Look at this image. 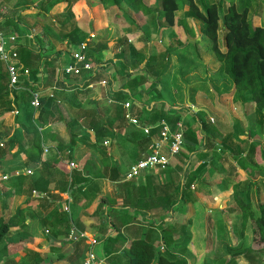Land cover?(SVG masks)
<instances>
[{
	"label": "crops",
	"instance_id": "1",
	"mask_svg": "<svg viewBox=\"0 0 264 264\" xmlns=\"http://www.w3.org/2000/svg\"><path fill=\"white\" fill-rule=\"evenodd\" d=\"M234 1L235 0H230V4L233 3L238 10L245 6L248 7V18L252 21L251 23H253L254 19L260 22L262 17H254L253 19L249 16L251 10L248 3H252L254 0H239L240 4L243 5L242 7H238ZM261 1L263 2L264 0ZM145 2L150 12H152L142 16L141 25L138 28L137 25H139L140 20L135 17L137 8H130V10H128L129 13H132L130 17V15L126 13L118 15L117 8L107 7L97 2L93 6L87 5L90 11L87 10L82 12L79 5L80 1H78L72 5L68 14H65V26L61 28V25H59V27L56 28L57 32L60 31V29L62 30V33L60 32V34H58V39L52 35L53 31H51L50 28L47 30L49 33L44 29H38V27L39 34L30 32L29 27H31L32 24H30L28 20L20 18L18 15L10 17L6 14L5 16L4 8L0 7V14L3 17L0 18V29L5 35H15V33H12L13 30L18 32L21 27L24 28V32L27 34L24 35V33H22L23 35H20L21 32H19V35H15L18 37V46L31 49L33 52L39 54L41 58L39 66L36 67L34 71L33 69L29 70V77L21 79L19 85L20 88H22L21 90H10L8 89V84L6 85V90L9 93L8 100L13 102L14 99H17V107H15L13 111H17L19 108L22 113L20 118H18L19 124H27L28 121L24 119L26 114L31 110L33 112L37 111L34 110L31 105H26L23 96L20 95L24 92V94L28 93L26 91L27 89L38 90L41 99L56 95L59 101H62L68 108L71 106L70 111L73 109L91 111L97 106L105 116L111 117L114 123V138H104L101 143L95 144L82 139L87 132L86 126L89 124L90 116L82 114V112H77L68 117L69 130L67 133L69 134L73 131V135L76 138V143L71 148V162H67L63 159L56 147L51 144L52 140L55 138L63 139L64 128L58 127V129L55 130L50 123L47 124L45 129L49 128L50 131L47 135H43L41 147L46 145L48 152L46 154L42 153L43 160L57 153L56 156L61 163H63L64 169L69 173L74 171L83 172L87 164L95 166L96 169L93 172L94 177L92 179L97 182V185L92 188V190L87 191L85 197L79 195L73 196L71 191L64 193L50 191V195L57 196L59 201H56L55 207L53 206L47 211H45L46 206L44 209L40 207L39 204L32 202L31 213L33 218L31 220H26L28 226L26 230H29L30 235L24 240H30L31 245L29 250L33 254L39 256L42 260L40 264H82L88 249H91L104 264H125V261L129 258V254L126 252L123 253L124 251H117L116 248L120 246L128 248L130 243H136L143 239L149 242L153 241L155 242L154 244L157 245L160 242L161 234L159 225L163 220H169L170 226H176L174 232H183L178 227L188 224L189 231L187 232L190 237V243H188L192 248L194 245L192 232L194 224L197 222L198 215L201 225H204L206 228L210 227L212 234L209 238L205 235V242H203L205 247L202 246L197 250H188L184 247L180 250L183 252L187 264H264V246L256 249L253 254H244V251L252 247L254 236L252 223L261 216L258 203H264V165L258 168L259 162H255L259 154L257 151L256 157L251 159L253 162L248 165L254 172L250 171V173L245 176L242 175V170H240V168L234 167V163H232L233 154L230 155L229 151L222 152L219 149L209 147L208 149L200 148L195 153H192L189 156L186 174L194 171L199 165H202L204 161L211 160L214 165L211 169L213 170V174L208 180L203 181L202 177L200 181L193 185L192 190L194 192L195 201L192 199L189 200L191 211L186 217L184 216L185 208H182V206L186 204V201L178 203L175 210L169 213L162 211V209L159 211H156V209L152 211L142 210L140 205L144 208L147 194L146 192H142L144 193L142 195L137 189L143 185V176L160 170L154 169L145 172L140 177L134 178V180L127 181L123 179L128 168L138 161V147L136 142L144 135L142 130L131 126L122 118L121 113L123 112V115L125 114V109L123 108V103L125 102L130 103V114L138 119V111L145 108L176 114L178 111L177 109L183 104V100L187 98V101L194 105L191 104L193 106L192 108H194V112L201 110L208 114H212V116H214L213 122H218L219 126L222 128H232L236 126L237 123L236 119L227 118L225 116V106L215 105L218 101L215 99L214 92L216 88L222 89V82L215 80V56L211 57L213 54H211V51L207 48L208 40L202 36V25L200 22L190 18L187 7L183 6L182 8L180 7L179 11L175 14L176 18L182 22L177 27L178 29L174 31L165 28L161 25L162 21L158 18V13L154 5L155 0H145ZM215 2L220 3L225 10L230 6L229 4L225 7V1L223 0ZM257 5L258 4L255 6ZM59 8L60 7H54L49 13L40 12V14H35V16H45L48 14L49 17H52L51 15H56L54 18H57V15L66 12V4L60 11ZM122 9L125 11L128 8L124 6ZM260 12L259 14L262 16ZM84 13L90 19V21L87 22L88 26L79 21V18L85 15ZM7 17L10 18V21L15 20L10 23V26L4 24L3 19ZM93 17L95 20L92 19ZM18 19H22L23 22L21 25L16 24V22L18 23ZM257 22L253 24L262 27ZM73 28H77V35L80 34L83 38L80 43L88 41L89 51L93 52L94 55L99 58V62H95L93 56L90 53L88 54L92 63L98 66L97 72L92 74L85 73L82 78L79 79L72 77L63 78L57 74V70L60 67L70 62L71 52L75 51L80 44L79 43L75 47L69 43L70 39L68 35ZM183 28L186 29L184 30ZM124 38H127V48L131 46L135 50H138L139 54L144 55V63H140L141 67L144 66L148 57H154L155 62L152 69L143 74L149 83L130 90L123 86L125 73L121 70L120 65L122 63L127 65L126 63L129 61H126L125 58L130 60L132 56L127 48H125L126 52L121 58H117L112 51L117 40ZM159 38H161V40H159ZM185 38L186 41L189 40L187 44L193 45V50L191 48L190 51L182 53L181 46L183 44L179 47L171 46L172 41L179 40L183 43ZM204 43H206L205 53L201 54V44ZM158 44H160V46H158ZM119 52L120 49L117 50V54H119ZM45 59H48L51 65L47 64ZM136 59L139 60L138 57ZM51 76H55L52 82L50 81ZM57 80H62L65 86L63 89L59 88L58 85H56L57 88L54 87L53 83H56ZM103 80L106 81L105 87L99 85L91 89L87 87L90 84ZM185 86L189 89H202L203 94L209 95V98L203 96L204 100H200L197 97L198 91L193 93L194 97L191 99L193 102H191L188 96L186 98L178 97L179 88L184 89ZM0 90L2 89L0 88ZM117 92L126 93L128 97H126L123 102L114 101V96L119 94ZM182 93L180 92V95H182ZM170 94L172 98L169 97ZM27 95L30 97L29 93ZM16 96L19 97L16 98ZM223 96L225 97V95ZM216 98L219 100V97ZM209 99H211V101ZM30 100L31 97L29 101ZM214 105L216 110H218L216 113L211 112V108H214ZM117 107L121 108L119 112H117ZM12 112L10 114H12ZM8 116L9 115H6V117ZM13 118V114L12 119L8 120L6 118L5 125L11 126L12 129L15 127L18 128L19 124H15ZM180 122L184 125L186 124L182 120H180ZM142 123L140 122L141 126H146ZM249 125L255 129L257 128L256 122L254 121H250ZM190 128L199 135V142L201 143L204 133L199 131L200 126L198 123L196 127L193 125V127ZM12 129L9 130L8 135L12 134L14 131ZM219 131L224 135L232 134L233 142H238L240 144L241 154L238 156V161H242L243 158H246V146L248 142L258 144L260 143L259 141H263L262 136H264V134H257L256 130L253 136L259 141H253L251 140L252 133L247 131L244 133L245 136L237 134L236 137L234 133H228L223 130ZM88 132L90 137H92L93 133L91 131ZM104 141H107V145L103 144ZM260 144H263V142ZM216 148H218V145ZM20 157V163H22L24 157ZM175 160L176 158L170 166L175 164ZM70 163H74L75 168L70 169L68 167ZM90 165L87 167L88 170ZM115 165L118 168V179H112L114 174L111 173V169ZM21 168L33 169L34 175L29 177L37 178L35 172L36 167L19 165L13 167L10 171L13 172ZM58 169L63 168H55V170L59 171ZM231 174H233V177H229ZM234 175L236 177H234ZM158 183H163L161 176H159L158 182L151 181L149 185L148 183L147 185L149 188H156ZM234 185L241 191L240 197L235 200L231 199ZM14 187L16 190H21L23 188L19 185H15ZM78 187L79 186H74L73 189ZM8 189L10 188H3L4 192ZM83 190L85 189H82V192H84ZM31 197L34 199L38 198L33 195ZM44 198L49 199V196L45 195ZM100 198H104L106 202H103L98 209V204L101 202ZM49 202H51V199H49ZM240 202H248L249 206L244 205L243 208H241L237 205ZM62 203L69 206V213L63 212L61 207ZM133 206H139L140 209H135ZM108 217L112 219L118 231L113 229L110 225H105V221L109 219ZM45 218H48L47 227H43L40 222V220L42 221ZM224 218L226 220V230H224L222 226V219ZM189 220L190 223H188ZM248 221L251 232H246L244 234L242 231L248 225ZM239 222L240 226L234 228L235 232L239 236L244 234V237H247V245L241 250H237L240 243L238 240L236 242L234 239L236 235L235 232H231L232 226ZM200 227L201 226H199V228ZM164 228H166V225ZM199 228L197 232H201ZM72 230L84 233L86 235L85 238L78 242L70 241L69 236ZM116 232H120V240L114 238ZM220 232H227L226 234L229 240L226 241L227 238ZM181 235V233H176L174 238L177 239ZM108 236L114 239L105 241ZM93 241L94 243H92ZM122 241H124L123 244ZM76 249L81 251L82 257L78 258V256H72V253H74ZM158 249L159 251H163L164 246L161 245L157 250ZM174 252H178V250Z\"/></svg>",
	"mask_w": 264,
	"mask_h": 264
},
{
	"label": "trees",
	"instance_id": "2",
	"mask_svg": "<svg viewBox=\"0 0 264 264\" xmlns=\"http://www.w3.org/2000/svg\"><path fill=\"white\" fill-rule=\"evenodd\" d=\"M61 1L66 4L65 11L69 12L72 5L77 0H42L39 4L40 8L38 9L40 12L44 13L46 8L54 7ZM99 1L104 6L117 8L118 15L126 13L131 17L132 13H129L128 10H130V8H137L135 17L140 20L139 25H137L138 28L141 25L142 16L150 12L145 0ZM154 5L156 7V12L158 13V18L162 21L161 25L174 31H176V29H178L177 27L182 23L176 18V12L179 11V8L181 7L180 5L187 7L190 18L201 22L202 36L208 40L209 50L221 63L222 72H225V75L232 81L236 100L244 102V99H249L250 103L255 108L257 116L261 120H264V27L255 26L251 23L252 21L248 18V7L245 6L238 10L236 6L231 3L230 6L227 7L226 12L222 14V5L220 3H206L204 0H155ZM124 6L128 8L125 11L122 9ZM0 18H3L1 14ZM3 21L6 26H10V23L14 22V20L10 21L9 17L3 19ZM60 27L63 28V25ZM220 29H222V42H220L219 37ZM77 32L78 29L73 28L68 35L70 39L69 43L75 47L83 40L80 34L77 35ZM185 42L186 38L183 43L179 40H174L171 42V46L179 47ZM126 45L127 38L119 39L116 44H114L112 51L117 58L124 56V53L126 52L125 48H127ZM119 49L120 52L117 54V50ZM127 49L130 52L132 59H127L126 61H129L126 63L127 65L122 63L120 68L125 73L123 86L130 90L149 83L143 74L150 71L155 62L154 57H148L144 66L141 67L139 60L136 59V56L139 55V51L131 46H128ZM89 53L93 56L95 62H99V58L94 55L93 52L89 51ZM18 54L21 63L28 70L33 69L34 71V69L39 66L41 58L39 54L33 52L31 49L22 48L20 46ZM48 59H45V61L47 64L51 65V62ZM7 74L5 66L0 62V88L2 89L0 90V105L5 106L1 117L9 115V113L17 107V99H14L13 102L8 100L9 93L6 90V85L8 84ZM52 77L53 76L50 78L51 82L52 79H55V76ZM53 84L54 87L58 85L61 89L65 87L62 80H57V82H54ZM117 93L119 94L114 96V101L123 102L124 99L128 97V94L126 93ZM40 103V108L36 112L31 110L26 114L24 119L28 122L24 125L19 124L18 118H20L22 113L18 108V114L17 116H14V121L15 124H19V127L12 129L14 131L12 134L7 135V137L0 138V143L2 144V147H0V161L5 157L7 148L13 157H18V155L24 157L23 165L25 167H36L35 172L37 175V178L19 177L13 183V186L19 185L30 190V199L23 206H20L13 216L0 218V264L6 257H14L25 253L27 249L29 250L31 245L30 240H19L16 243H12L9 240L14 236L12 229L16 228L17 233L27 229L26 220H31L33 218L31 213L32 202L39 204V206L44 209L46 206L45 211H47L53 206L55 207L56 201H59L57 196L50 195V191H58L59 193L71 191L73 196L79 195L85 197L86 192L92 190V188L97 185V182L92 179L94 177L93 172L96 169L95 166L87 164L85 165L83 172L74 171L69 173L64 169L63 163H61L56 156L57 153L43 160L41 147L43 128L46 127L48 123H50L55 130L58 129V127L64 128L63 139L55 138L52 140L51 144L56 147L60 156L67 162H71V148L76 143V138L73 135L74 132L71 131L69 134L67 133L69 130L68 117L73 115V113L82 112V114L90 116L89 124L86 126L87 132L83 136V140L97 144L101 143L104 138H114V123L112 118L105 116L97 106L91 111L81 109H73L70 111L71 106L68 108V106L64 105L62 101H59L56 95L41 99ZM119 109L121 108L117 107V112H119ZM121 115L124 119L123 112ZM195 116L197 123L200 126L199 131L204 133L201 143L199 142V135L192 131L188 124L184 125L180 122L181 119L179 115L155 109L149 110L148 108L138 111L137 117L140 119L139 121L141 123L143 122V125L153 127L161 122H165L172 132H177L180 130L178 125L181 124V131L183 134V148L180 154L176 156L175 164L167 167L165 170L154 171V173H149L143 176V185L137 189L142 195L144 194L142 192H146L147 194L144 208L140 205L142 210L152 211L156 209V211H159L162 209V211L169 213L173 212L176 205L182 201L185 202L186 200L191 199L195 201L194 192L192 190L193 185L200 181L202 177L203 181L208 180L213 174V170L211 169L214 165L211 160L204 161L203 164L199 165L194 171L186 174L189 156L200 148L208 149L209 147H212L219 149L222 152L229 151L230 155L233 154V159L238 161V156L241 154L240 144L238 142H233L232 134L224 135L221 133L215 126L212 117L205 111H197L195 112ZM30 128L35 129V136L28 133ZM88 131L93 133L92 137H90ZM159 134L160 130L153 129L149 136L143 135V137L136 142L138 147V161L142 160L145 155H147V147L152 141L158 140ZM217 145L218 148H216ZM259 145L260 143L248 142L246 146V158H250L249 160L255 158L256 150ZM262 159L264 161V156ZM89 165L90 168L88 170L87 167ZM56 167H61L63 169H58L59 171H57L55 170ZM10 172L11 171L9 170L2 174ZM111 173L114 174L113 177L111 176L112 179H118L119 174L116 165L111 169ZM159 176H161L163 183H158L156 188H149V183L151 181L158 182ZM229 177H233V174ZM234 177L236 176L234 175ZM9 181H11V179L1 183L0 197H4V184ZM74 186L79 187L73 189ZM82 189H85L83 190L84 192H82ZM33 190L48 195L51 202H49L48 198L44 197H38L37 199L32 198L31 193ZM240 193L241 191L234 185L231 199L235 200L236 198H239ZM100 201L98 209L103 202H106L104 198H100ZM237 205L241 208H243L244 205L249 206L248 202H240ZM258 207L261 216L252 223L254 234L252 247L244 251V254H253L256 249L264 246V203H258ZM5 208H8L7 204L5 205ZM134 208L140 209L139 206ZM108 218L109 219L105 221V225H110L113 229L118 231L116 228L117 226H115L112 219L110 217ZM47 221L48 218H45L42 221L40 220L41 225L47 227ZM188 223H190V220ZM165 225L166 228H164ZM159 227L161 234L160 242L157 245H155V242L153 241L149 242L148 240L143 239L136 243H130L128 248H123L122 246L116 248L117 251H124L123 253L126 252L129 254V258L125 261V264H187L184 254L180 250L190 241L187 232L189 231L188 224L178 227L183 232H174L176 226H170L169 220L161 221ZM176 233H181L182 235L176 239L174 238ZM114 238L119 239L120 232H116ZM114 238L108 236L105 241ZM123 243L124 241H122V244ZM161 245L164 246V250H157ZM175 250H178V252H174ZM33 256L37 257L35 254H33ZM72 256H78V258L82 257L81 251L76 249L75 252L72 253ZM41 261L42 260L39 258V261L37 260L36 264H39Z\"/></svg>",
	"mask_w": 264,
	"mask_h": 264
},
{
	"label": "rangeland",
	"instance_id": "3",
	"mask_svg": "<svg viewBox=\"0 0 264 264\" xmlns=\"http://www.w3.org/2000/svg\"><path fill=\"white\" fill-rule=\"evenodd\" d=\"M42 0H1L0 2V7L4 8V14L6 16V14L8 16H17L20 18H23L25 20H28V22L30 24H32L31 27H29L30 32H36L39 34L38 29H44L45 31L48 30V28L51 29V31H53L52 35L58 39L60 32L62 33V30L60 29V31L57 32L56 28L59 27V25H63L65 26V14L68 12H63L60 15H57V18H54L55 16L51 15L52 17H49L48 14H46L45 16H38L36 17L38 14H40V11L38 8L39 4ZM80 1V8L82 10V12H85L87 10L90 11V8L88 7L89 5L93 6L95 5L97 2L102 4L99 0H79ZM218 0H208L205 2H215ZM225 1V7L228 6L230 4V0H223ZM78 0L75 3H77ZM236 3V5L238 7H242L243 5L240 4L239 0H235L234 1ZM218 3V2H215ZM253 3V4H252ZM249 2V7L251 10V14L249 15L251 18L254 19V17H262V19L260 20V22H257V20L254 19L253 23L257 22L258 24H260L262 27H264V1L262 2L261 0H254V2ZM256 4H258L257 6H255ZM88 5V6H87ZM65 6V3H63L62 1L58 4H56L54 7H60L59 11L62 9V7ZM181 8L183 7V5H180ZM54 7L51 8H46V10L44 12L49 13L50 10H52ZM262 8V11H261ZM261 12H260V11ZM225 8H221V12L222 14L225 13ZM259 12L261 13L262 16H260ZM258 13V14H257ZM35 14H37L35 16ZM85 14V13H84ZM90 15V14H89ZM92 19L95 20V18L93 17ZM15 21V20H14ZM79 21L82 22L84 25L87 24V22L90 21L89 17L86 16V14L84 16H81L79 18ZM22 19H18V23L16 22L17 25H21L22 23ZM200 22V21H199ZM201 24V22H200ZM256 24V23H255ZM202 25V24H201ZM88 26V24H87ZM38 27V29H37ZM20 28V27H19ZM222 28V26H221ZM14 31V30H13ZM15 33V35H19L18 33L21 32L20 35H23L22 33L27 34L26 32H24V28H20V30H18V32H13ZM90 31V30H88ZM11 32V31H10ZM49 33V31H47ZM219 37H220V42H222V29H220L219 32ZM159 40H161V38H159ZM189 41V40H188ZM188 41H186L182 46V53H186L188 51L193 50V45L191 44H187ZM191 41V40H190ZM158 46H160V44H158ZM187 46V47H185ZM201 54L205 53V48H206V43L201 44ZM207 48L209 49L208 45ZM213 54V53H211ZM214 55H212L211 57H213ZM137 57L140 60V63H144V55L143 54H139L137 55ZM215 58V57H214ZM125 60H127L125 58ZM215 80L217 81H221L222 82V89H215L214 95H215V99H217V103L215 104L216 106L218 105H223L226 107L225 110V116L228 118H233L237 120L236 126H233L232 128H222L221 126H219L218 122H215V126L218 128V130H223L225 132L228 133H234L235 137L237 134L241 135V136H245L244 133L247 131L249 133H252L251 136V140L253 141H259L257 138H254V134L255 131L257 130V134L259 135H263L264 134V120L260 119L257 114L255 113V108L254 106H252V104L250 103L249 99H244V102H240L238 100H236V96L234 95V86L232 81L228 78V76L225 75V72H222V65L219 62V60H217L215 58ZM224 71V70H223ZM214 76V75H213ZM212 80V79H210ZM217 84V83H216ZM197 97L200 100H204L203 96H206L207 98H209V95H205V93L203 94V90H196V88L193 89H189L186 86L184 87V89L179 88V96L180 98H186L188 96V98L191 100L192 97H194L193 93L197 92ZM180 92L182 93V95H180ZM25 93V92H24ZM20 94L21 96H23V100L26 103V105L30 106V97L26 94ZM225 93V94H224ZM225 95V97L223 95ZM19 96H16V98H18ZM170 98H172V95H169ZM219 97V100L218 98ZM22 100V99H21ZM211 101V99H209ZM220 101V102H219ZM23 102V103H24ZM191 102H193V100H191ZM192 103H190L189 101H187V98L185 100H183V104L181 105L180 108H176L178 111L176 114H178L180 116V119L188 124L190 127H193V125L196 127L197 124V120H196V116H195V112H194V108H192L193 106L191 105ZM215 105L213 106L214 108H211V112L216 113L218 110H216ZM172 106V105H169ZM4 105H0V138H5L7 137V135L9 134V130L12 129L11 126L9 127L8 125H5V119L7 118L8 120L12 119V114L9 113L10 118L6 117V115H4V117H1L2 112L4 111ZM175 108V107H172ZM209 115L212 117V119H214V116H212V114L209 113ZM216 118V116H215ZM14 119V118H13ZM217 119V118H216ZM250 121H254L256 122V129L254 127H250L249 122ZM193 124V125H192ZM46 127L43 128V135H47L48 132L50 131L49 128L45 129ZM28 133L35 136V129L34 128H30L28 130ZM248 136V135H246ZM263 137V141H259L260 143L263 142V145L260 144L259 147H257V152L258 154V158L255 159V162H259L258 164V168H261L264 165V161H263V156H264V136ZM6 155L3 158V160L0 161V175H2V173L7 172L9 170H11L13 167L19 166V165H23L24 161L21 162V157L18 155V157H13L12 154L9 152V150L6 148ZM253 161L249 160L248 158H243L242 161H235L232 159V163H234V167H238L240 168V170H242V175H248L250 173V171L254 172L253 169L248 166L252 163ZM16 181V179H11V181H9L8 183L4 184L5 189L6 188H10L7 191H5V195L4 197H0V218L2 217H6V216H13L16 212L17 209H19L20 206H23L25 203H27V201H29L30 199V190H27L25 187H23L21 190H16V188L13 186V183ZM8 205V208H5V205ZM190 202L189 200H186V204L182 206V208H185L184 211V216H188L189 212L191 211V205H189ZM32 210V209H31ZM223 218V217H222ZM199 222V223H198ZM199 226H201L199 228ZM222 226L223 229L226 230V220L225 218L222 219ZM240 226V222L238 224H234L232 226L231 232H235L236 227ZM28 227V226H27ZM199 228V231L201 232H197ZM17 229H12V232H14V236L9 240L12 243H16L19 240H24L25 238L29 237L30 232L29 230H22L21 232L17 233L16 231ZM244 234L246 232H251L250 229V225H249V221H248V225L246 226V228L242 231ZM193 247L191 248L190 246V242L187 243L185 245V247L188 250H194V249H199L200 247H205V244H203V242H205V235L207 236V238L210 237V235L212 234L210 227L206 228L204 227V225H201L200 220L198 218L197 215V222H195L194 227H193ZM223 234V236H225L227 239L226 241L229 240V237H227V232H220ZM235 236L234 239L239 241L240 245L238 247L237 250H241L242 248L246 247L247 245V237H244V234L242 235H238L235 232ZM237 237V238H236ZM37 260L39 261V257L37 255V257L33 256V253L30 252V250H26L25 253L14 256V257H6L3 259L1 264H36ZM40 264V263H39Z\"/></svg>",
	"mask_w": 264,
	"mask_h": 264
},
{
	"label": "built area",
	"instance_id": "4",
	"mask_svg": "<svg viewBox=\"0 0 264 264\" xmlns=\"http://www.w3.org/2000/svg\"><path fill=\"white\" fill-rule=\"evenodd\" d=\"M18 37L15 35H5V33L0 29V62L4 64L7 75H8V87L10 90H21L20 81L22 78H28L30 71L23 66L20 61L18 54ZM89 45L88 41L82 42L78 45L77 49L70 54V62L57 70V74L63 78H82L85 73L97 72L98 66L93 64L88 57ZM99 85L101 87L106 86V81H99L88 85V88H93ZM30 97V105L34 110L40 108L41 95L39 91L26 90ZM52 97V96H51ZM123 108L125 109L124 119L131 125L142 130L145 136H149L151 131L160 130L158 140L152 141L148 146V153L145 157L132 164L127 172L124 174V180H132L134 178L140 177L142 174L152 170H165L169 167L173 160L180 154L183 148V134L182 125L179 124L180 130L177 132H172L170 127L165 123L161 122L156 126H141L139 120L130 114L131 105L129 102L123 103ZM12 114L17 116L18 111H13ZM107 145V141L103 142ZM0 147L2 144L0 143ZM43 153L48 152L46 145L42 146ZM70 169L75 168L74 163H70L68 166ZM34 175V170L31 168H21L16 169L13 172L0 175V187L2 182H6L12 178L19 177H29ZM34 197H44V193H39L37 191H32ZM63 212L69 213L70 209L67 204H61ZM84 233L75 232L72 230L69 240L72 242H78L85 238ZM94 243V241L92 242ZM82 264H104L91 249H88L85 253Z\"/></svg>",
	"mask_w": 264,
	"mask_h": 264
}]
</instances>
